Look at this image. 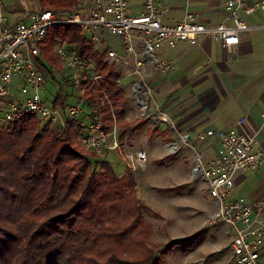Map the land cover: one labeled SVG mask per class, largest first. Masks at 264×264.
I'll return each mask as SVG.
<instances>
[{
  "label": "built area",
  "instance_id": "obj_1",
  "mask_svg": "<svg viewBox=\"0 0 264 264\" xmlns=\"http://www.w3.org/2000/svg\"><path fill=\"white\" fill-rule=\"evenodd\" d=\"M224 9V20L207 26L196 13L188 10L172 23H164V10L157 0H141V9L137 13L131 12L128 0H92L84 8L67 12L33 8L25 18L11 22L0 0V127L21 120L25 115H33L43 124L58 123L64 129L83 127L81 143L96 155L120 147L118 121L103 89V77L95 62L79 55L74 45L56 41L52 50L70 72L69 80L79 89L80 99L63 108L53 106L42 97L44 74L37 62L41 54L39 45L54 25L80 28L95 48L105 45V63L120 61L130 66L129 72L120 75L117 82L132 77L127 89L139 116L148 119L149 124L163 122L172 126V118L154 98L151 79L156 74L174 71L176 64L173 59L164 58L160 51L172 49L179 42L196 44L200 38L209 36L220 47L233 53L240 32L264 28V23L249 25L239 13L248 15L256 10L264 13V0H225ZM109 36L119 37L122 52L104 43ZM15 84L21 98L14 97ZM88 88L95 91L100 109L92 111L84 122L82 102ZM104 105L109 108L111 120L107 126L102 116ZM242 122L239 120L238 123ZM212 136L217 138L219 145L208 162H204V154L196 149L187 135L180 136L190 151L192 176L200 177L204 189L215 202L211 221L222 223L233 264H261L264 198L250 202L244 197L231 198L230 193L236 174L264 166V150L257 146L255 134L239 131L236 127L210 129L199 133L196 140L203 141ZM176 149L177 145L172 150ZM134 157L137 164L144 165L146 152L138 150ZM228 227L232 228L231 232Z\"/></svg>",
  "mask_w": 264,
  "mask_h": 264
},
{
  "label": "trees",
  "instance_id": "obj_2",
  "mask_svg": "<svg viewBox=\"0 0 264 264\" xmlns=\"http://www.w3.org/2000/svg\"><path fill=\"white\" fill-rule=\"evenodd\" d=\"M91 1L39 0V6L67 12ZM56 41L74 45L95 62L117 109L121 146L139 124L124 120L127 99L113 64L104 62L107 51L96 50L78 27L54 25L39 45L42 72L50 73L43 60L62 70L51 52ZM87 100L98 104L95 95ZM89 102L85 107L91 109ZM68 103L56 93L51 104L64 108ZM102 112L107 126V105ZM82 132L77 126L56 130L33 115L0 127V264H162L163 251L155 254L153 225L144 216L149 207L137 197L133 174L119 175L107 157L80 150L76 137Z\"/></svg>",
  "mask_w": 264,
  "mask_h": 264
},
{
  "label": "crops",
  "instance_id": "obj_3",
  "mask_svg": "<svg viewBox=\"0 0 264 264\" xmlns=\"http://www.w3.org/2000/svg\"><path fill=\"white\" fill-rule=\"evenodd\" d=\"M20 1L21 3L17 0H2L11 22L25 18L29 10L33 9L31 7L24 12L23 2ZM187 1V5H184L183 0H157L164 10L162 21L172 23L182 16L186 10L196 13L207 26L217 25L225 18V0H191L189 3ZM128 3L132 13H137L141 9V0H128ZM37 4L36 7H33L40 8L39 0ZM257 12H261V15L250 17ZM239 13L241 16L243 15L249 25L257 26L264 23V13L262 11L256 10L248 15L241 11ZM228 23L232 24L231 21H228ZM257 30H264V28L239 33V43L235 52H233L237 53L238 59L234 64L224 62L223 53L230 52L216 44L209 36L200 38L196 44L179 42L172 49L165 48L160 51L161 55L163 51H173L170 55L169 53L167 55L169 59L175 61L176 68L169 73L154 75L151 79L153 83L155 80L160 83L178 76H181V80L187 78L189 74L193 75L191 66L195 62L197 67L202 64L201 69L204 70L197 81L212 84L202 90L203 92L210 89L208 92L198 93L199 102L203 107L200 106L196 112L174 111L167 108L169 110L165 112L173 121H177V128L163 122L145 123L143 120L136 119L135 113L133 120H129V116H133L134 108L129 110L127 106L125 107V122L135 121L139 125L124 137L121 141L120 150L123 149L125 153L126 149L124 147H127L128 150H135L136 152L144 150L146 152L144 166L138 172V177H135L136 190L149 194L157 209L163 205L157 197L158 190L182 186L183 188H190L197 195H200L203 206L210 207L212 213L215 209V202L207 194L201 179L199 184L194 182L196 176H192V163L189 160L190 151L181 140V135H187V138L195 145L196 149L204 154V162H208L213 158L219 143L217 138L213 136L203 141L196 140V137L199 133L210 129L236 127L239 131L255 134L257 146L264 150V39L254 41L253 38L251 39L250 34ZM190 58L196 59L191 61ZM118 66L117 70L119 69L122 72L121 76L129 72L130 66L121 63ZM124 79L130 82L132 77L127 76ZM213 84H215V87H213ZM216 86L222 91V97L227 98L228 102L224 104L219 100L215 102V106L210 107V102L216 99L214 90ZM123 93L126 97L127 94H125L124 89ZM13 94L14 97L21 98L19 92L13 90ZM87 118H83V121L86 122ZM239 120H243V122L239 124ZM118 125L119 133L120 122H118ZM172 130L177 132L178 136ZM204 142L205 145L199 146V143ZM168 143L174 145H169L168 148ZM180 144L185 145L188 151L185 152L179 149ZM175 145H177V149L173 151L171 146ZM206 146L209 147L210 151L205 149ZM230 197H244L250 202L264 198V166L257 170H247L236 174ZM170 200H173V198L171 197ZM175 254L177 257L182 255V246H180V251ZM259 262L264 264V244L260 249Z\"/></svg>",
  "mask_w": 264,
  "mask_h": 264
},
{
  "label": "rangeland",
  "instance_id": "obj_4",
  "mask_svg": "<svg viewBox=\"0 0 264 264\" xmlns=\"http://www.w3.org/2000/svg\"><path fill=\"white\" fill-rule=\"evenodd\" d=\"M190 1L191 0H188L187 2L189 3ZM17 2L21 3L20 0H17ZM22 2L24 12L29 10L31 7L34 8L38 5V0H22ZM183 4L187 5L186 0H183ZM260 15L261 12H257L250 17H257ZM250 34L251 39L253 38L254 41L264 39V30H257L251 32ZM104 43L114 47L119 52L122 50L121 42L117 36H109ZM55 44L56 42L54 43L53 48ZM104 46L99 45L95 49L101 52L104 51ZM51 52H53V50H51ZM172 52L173 51L170 52V50L165 52L163 51L162 55L164 58H168L167 54L169 53L170 55ZM195 59L196 58H190L189 60L192 61ZM237 59V53H223V60L227 64H234ZM43 63L44 66L50 70V73L47 70L43 71L44 85L43 90L41 91L42 97L48 103H52L54 101L56 93L61 94V97L67 102L69 101V103L80 99V91L71 84L69 80L70 72L67 68L62 66V70L57 72L53 68L51 69L50 64L45 60H43ZM120 63V61H114L112 63L113 70H115L119 76L122 73L119 69L117 70ZM202 67V64L197 67L195 62L192 63L191 70H193V75L189 74L187 78L182 80L181 76H178L172 77L170 80L160 83L158 80H155L154 83L152 81L154 86V98L164 111L169 110L167 108H171L174 111L185 110L186 112L192 113L196 112L200 106L203 107L201 102H199L198 93L202 92L204 88L211 86L212 84L199 83L197 81V78L201 76L204 71L201 69ZM127 82L128 81L126 79H123L118 84L120 85L122 91L124 89L125 94H127V108L129 110L134 108L133 116H129L128 119L133 120L135 113L136 119L149 123L148 119H143L139 116V112L136 111L134 101H132L131 96L128 95L129 91L126 87ZM213 87H215V84H213ZM14 90L19 92L18 85L15 84ZM214 90L216 93V99L210 102V107L215 106V102H218L219 100H221L224 104L228 102L227 98L222 97L223 93L217 86ZM208 91H203L202 93L204 94V92ZM88 95H95V91L88 88L85 93V98L83 99L84 103L82 102V109L84 110V114L86 113V117L91 115V112L95 109H100L98 106L99 100L97 105L91 104L87 100ZM95 97L97 98L96 95ZM87 102L91 104V110L88 107H85ZM115 111L117 112V109H115ZM102 116L104 118V113H102ZM149 117L151 118V116ZM51 126L56 130L64 129L58 123H51ZM177 126V121H173L171 127L177 128ZM172 132L178 136L177 132H174L173 130ZM81 134L82 133H79L76 137V144L78 148L86 153H92L81 143ZM201 145H205V142L199 143V146ZM124 148L126 149L125 153L123 149L120 150V148H118L113 150V152H110L112 156L110 154H107L108 156L106 154L100 156H96L94 153L92 154H94L98 159H105L107 157L111 160L117 174L121 175L124 171H130L134 178L138 177V172L142 170L144 165H139L135 161V150H128L127 147ZM179 149L184 150L185 152L188 151V148L183 144L179 145ZM205 149L210 151L207 146ZM194 180L195 183H200V177L196 176ZM175 192H177V194H175ZM136 193L139 200L149 207V210L144 211V216L153 225L154 236L152 241L155 245V254L158 255L159 250L163 251L161 257L162 264H233V260L230 257L228 249V237L225 235L222 223L220 221H211L212 209L210 207L203 206L200 195H197V193L193 192L192 189L183 188L182 186L158 190L157 197H159L161 204H163L159 209L156 208L152 201L153 199H151L149 194H145L141 190H136ZM186 193L188 194L186 195ZM171 197L173 200H170ZM227 229L229 232L232 230L231 227H228ZM173 241L178 242L173 245ZM180 246H182V255L177 257L175 253L180 251Z\"/></svg>",
  "mask_w": 264,
  "mask_h": 264
},
{
  "label": "bare ground",
  "instance_id": "obj_5",
  "mask_svg": "<svg viewBox=\"0 0 264 264\" xmlns=\"http://www.w3.org/2000/svg\"><path fill=\"white\" fill-rule=\"evenodd\" d=\"M171 147L174 149L175 146H171Z\"/></svg>",
  "mask_w": 264,
  "mask_h": 264
}]
</instances>
